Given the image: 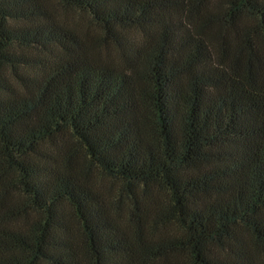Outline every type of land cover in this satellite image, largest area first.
<instances>
[{
    "label": "trees",
    "instance_id": "trees-1",
    "mask_svg": "<svg viewBox=\"0 0 264 264\" xmlns=\"http://www.w3.org/2000/svg\"><path fill=\"white\" fill-rule=\"evenodd\" d=\"M0 264H264V0H0Z\"/></svg>",
    "mask_w": 264,
    "mask_h": 264
},
{
    "label": "rangeland",
    "instance_id": "rangeland-1",
    "mask_svg": "<svg viewBox=\"0 0 264 264\" xmlns=\"http://www.w3.org/2000/svg\"><path fill=\"white\" fill-rule=\"evenodd\" d=\"M68 16L70 17V18H72V19H76V20H82V21H84V22H87L89 19H88V17H86V16H83L81 13H79V12H76V11H70L69 13H68ZM107 182L109 181V180H106Z\"/></svg>",
    "mask_w": 264,
    "mask_h": 264
}]
</instances>
